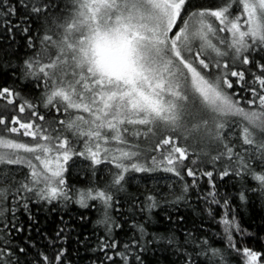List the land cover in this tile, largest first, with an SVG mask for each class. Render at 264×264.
<instances>
[{"label":"snow or ice","instance_id":"obj_1","mask_svg":"<svg viewBox=\"0 0 264 264\" xmlns=\"http://www.w3.org/2000/svg\"><path fill=\"white\" fill-rule=\"evenodd\" d=\"M0 77V264H74L72 204L98 213L91 264H264L238 218L264 208V0H0ZM158 172L168 191H140ZM191 192L221 246L184 216L118 238L125 205L151 219Z\"/></svg>","mask_w":264,"mask_h":264},{"label":"trees","instance_id":"obj_2","mask_svg":"<svg viewBox=\"0 0 264 264\" xmlns=\"http://www.w3.org/2000/svg\"><path fill=\"white\" fill-rule=\"evenodd\" d=\"M4 77H0V85L5 83ZM79 173V172H78ZM145 174H137V176H143ZM163 175L170 176L171 174H166L162 172L154 173L152 176L155 178L156 183H153L152 179L148 180H140V191L144 190V185L146 184L148 188H158L161 191L167 192L168 189L166 187L167 183H170V180L163 179ZM72 182L77 183V186H83L87 182V176L80 172L79 174H72ZM163 179V181H162ZM173 179H175L173 177ZM189 181L191 178H186ZM178 187V185H177ZM202 189L207 190L206 183H202ZM132 191H136V185L134 183ZM236 189L231 186V182H221L219 186V192L223 195L225 193H235ZM238 200L233 198V206L235 207L238 204ZM206 207L203 200L197 199L195 192L190 193L189 203H180L176 206H161L159 208H155L152 210L151 219L148 218L146 214H141L139 212L136 213L133 218L131 215L127 214L126 208L127 205L124 206L123 211H125L126 222L124 218L119 215L116 216L118 221L124 223V228L122 230H118V238H127L130 237L134 233V229L131 225L136 223H144L147 227V230L150 233H164L166 231L172 230L176 231L177 235H182L180 229L176 227L175 224H171L167 216L171 215L172 219L175 220L178 216H184L186 218V223L183 225L184 228L192 227L193 224L198 228H201L202 231L206 232V234L212 237L217 246H221L220 236H222V229L216 223V220H213L211 217L207 215L206 212L202 214H197L201 209ZM213 208L217 213H222L223 209L219 208L216 205H213ZM35 210V209H34ZM239 216L238 218L241 220L242 226L247 228L249 231H259L261 227H264V223H262V217H264V208L261 207L260 202L257 200L254 204L248 205L246 208L238 209ZM64 215V219L68 221L72 227V235L67 243L66 247H68L71 251L72 260L74 264H91V261L95 259L94 254L91 251L86 250L84 243H78L77 237H79L80 241H84L85 237H88L87 247L92 248L96 245V236L93 235V231L95 230L94 222L97 219L98 213L95 209H84L80 208L78 205L72 204L69 206L67 212H62ZM38 215L41 217V223L45 224L47 227L48 224L52 223V219L49 218L47 222L44 220V213L41 212ZM83 215L84 220L81 221L79 217ZM53 217L58 220V216L53 213ZM26 219L25 216H21V220ZM216 219H219V215H217ZM259 245H257L258 247ZM102 255V253H101ZM160 257V264H167V261L164 260V254L157 252L155 256L150 254V259L155 260L156 257Z\"/></svg>","mask_w":264,"mask_h":264},{"label":"rangeland","instance_id":"obj_3","mask_svg":"<svg viewBox=\"0 0 264 264\" xmlns=\"http://www.w3.org/2000/svg\"><path fill=\"white\" fill-rule=\"evenodd\" d=\"M73 172H74L75 174H79V173H80V172L78 173V170H74ZM169 177H170V176L163 175V179H167V180H169ZM163 179H162V181H163ZM172 179H173V178H172Z\"/></svg>","mask_w":264,"mask_h":264}]
</instances>
